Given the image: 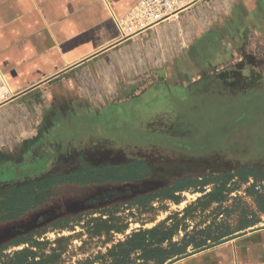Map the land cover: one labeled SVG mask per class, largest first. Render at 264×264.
<instances>
[{
	"label": "crops",
	"instance_id": "crops-1",
	"mask_svg": "<svg viewBox=\"0 0 264 264\" xmlns=\"http://www.w3.org/2000/svg\"><path fill=\"white\" fill-rule=\"evenodd\" d=\"M138 2L0 0V79L16 93L0 107L1 165L15 152L66 146L53 141L64 139L58 134L64 129L80 130V138L70 139L67 148L88 146V126L96 118L100 121L101 109L146 78L176 75L178 83L187 84L213 77L210 80L220 81L225 90L242 93L260 87L264 0L199 1L123 38L117 19ZM254 30L257 38L250 41ZM223 53L226 60H218ZM237 78L241 88L234 85ZM91 112H97L95 119ZM245 230L217 244L188 249L170 259L171 264H264V227Z\"/></svg>",
	"mask_w": 264,
	"mask_h": 264
},
{
	"label": "rangeland",
	"instance_id": "rangeland-1",
	"mask_svg": "<svg viewBox=\"0 0 264 264\" xmlns=\"http://www.w3.org/2000/svg\"><path fill=\"white\" fill-rule=\"evenodd\" d=\"M248 32L247 30L246 36ZM255 32L254 30L251 34L250 41H255L257 38ZM170 55L172 56L171 52ZM220 57L218 60L225 59L224 53ZM164 78L166 77L146 78L144 82L139 81L128 88L127 92L118 94L116 100L101 109L98 123V118L95 119L93 116L97 112H91L90 118L95 120L91 121L92 124L88 126L90 129L86 132L90 146L67 148L70 139L76 141L80 138V130L78 127L64 129L58 133L64 139L57 137L53 141L66 146L30 148L25 155L15 152L10 155V159L5 160L7 161L5 164H0V170H3L1 168L5 165L8 166L7 168H12L23 163L33 164L43 152L51 157L41 171V175L65 173L82 167L84 162L103 165L140 160L149 166V176L127 182L107 181L86 184L68 182L57 185L48 191L46 201L38 207L25 212L16 220L0 222V246L30 234L29 237L32 239L49 241L51 243L47 247L49 249L51 245L56 246L57 238L67 236L68 247L63 255V263L89 264L93 257L105 253L113 243L124 239L134 229L152 227L174 213L183 216L185 207L204 194L196 191L199 185L194 184L191 188L178 192L179 201L155 200L142 212L137 207L131 208L132 200L139 194L147 192L146 189L172 185L184 178H180L184 175L188 176L186 178L215 176L218 172L234 169L238 165L244 166L246 163L242 162L243 159L248 161L250 166L264 170V76L259 88L245 93L231 87L225 90L220 81L210 80L213 77L187 84L178 83L176 75L170 79ZM240 84L241 80L237 78L234 85L240 87ZM157 121L159 124L154 123ZM160 125L168 126L169 130L163 131H169L168 134L174 136H178L177 130L180 127L196 129L191 139L182 138L186 143L184 147L187 148V154L195 157L189 168L182 167L183 158L177 156L180 150L176 149V153L172 154L171 149L160 150L146 145V133L151 132L146 130V127ZM162 138L166 139L164 136ZM204 151L210 152L204 154L202 153ZM225 153L232 154L233 157L224 158ZM10 175H14L11 177V182H2L6 176L4 171H0V194L14 182H25L24 176L19 173L12 172ZM196 181L199 184L201 180ZM253 182V178L244 184H241L239 177L231 180L227 184L230 189L227 200L222 205L213 203L206 210L200 207L191 210L190 217L185 221L188 229L180 230L175 240H180L186 232L193 235L206 228L214 231L229 226L228 229L235 230L239 225L242 208L245 207L248 213L256 211L253 199L246 193V188ZM217 185L218 183H209L205 191L209 192ZM219 206L220 209L227 206L231 209L221 214ZM116 208L119 211L117 215L122 216L123 221L129 224L125 232L113 233L112 236L105 234L91 236L87 232L86 224L89 219L101 216L104 209ZM73 217L75 219L68 223L73 229L59 228L62 225L60 218ZM172 222L173 220H169V223ZM260 223H264V216L257 225ZM219 240H209L208 244ZM27 245L9 244L5 252H13ZM188 249L194 248L190 245Z\"/></svg>",
	"mask_w": 264,
	"mask_h": 264
},
{
	"label": "trees",
	"instance_id": "trees-1",
	"mask_svg": "<svg viewBox=\"0 0 264 264\" xmlns=\"http://www.w3.org/2000/svg\"><path fill=\"white\" fill-rule=\"evenodd\" d=\"M233 170V171H232ZM150 168L140 160L131 161L122 164H103L93 165L88 162L82 163V167L65 173H47L44 175L23 177L25 182L12 183L2 194H0V222L18 218L25 212L34 209L44 203L48 196V191L57 185L68 182L77 184H86L93 182H127L135 181L148 177ZM240 178L241 184L249 182L253 178L254 182L246 188V193L250 196L255 205L256 211H251V216L242 208L239 225L235 230L222 228L211 230L206 228L195 232L193 235L187 232L180 240H175L180 230H187L188 225L185 222L190 217V211L200 207L206 210L213 203L222 205L228 197L230 189L227 184L234 178ZM208 178V179H207ZM203 181L195 182L191 178H182L172 185L163 187L148 188L147 192L139 194L132 200L131 208L137 207L142 212L149 207L155 200L172 199L179 201L178 192L187 190L192 185H199L198 190L204 194L197 200L185 207L183 216L174 213L166 217L152 227H140L127 234L124 239H120L107 249L105 253L97 254L89 264H165L175 256H179L188 251L190 245L194 249L208 244L209 240H219L225 236L231 235L254 226L262 221L264 216V170L258 167L248 165H238L234 169L227 170L226 173L218 172L215 176L207 177ZM210 178V179H209ZM221 181V183L219 181ZM190 181V182H189ZM209 183H218L213 190L206 192L205 187ZM150 189V191H148ZM220 213L229 212L231 208L220 209ZM118 208L115 210L104 209L101 216L91 218L86 224L87 232L91 236L107 235L113 233H123L128 228V222L123 221V217L117 215ZM73 218H60L62 225L59 228H71L68 223ZM169 220H173L169 223ZM27 236H21L11 243L0 246V264H64L63 255L67 250L69 237L61 236L55 240L56 246H50L49 241L32 239ZM110 238H108V241ZM9 244L18 246L28 244L19 250L5 252ZM89 261V259H87Z\"/></svg>",
	"mask_w": 264,
	"mask_h": 264
},
{
	"label": "built area",
	"instance_id": "built-area-1",
	"mask_svg": "<svg viewBox=\"0 0 264 264\" xmlns=\"http://www.w3.org/2000/svg\"><path fill=\"white\" fill-rule=\"evenodd\" d=\"M204 0H139L124 16L118 18L121 36L128 38L168 20ZM16 96L6 79H0V107Z\"/></svg>",
	"mask_w": 264,
	"mask_h": 264
},
{
	"label": "flooded vegetation",
	"instance_id": "flooded-vegetation-1",
	"mask_svg": "<svg viewBox=\"0 0 264 264\" xmlns=\"http://www.w3.org/2000/svg\"><path fill=\"white\" fill-rule=\"evenodd\" d=\"M169 130V128H167ZM174 130V129H173ZM179 130V131H178ZM177 130V135L178 136H174L172 134H168L169 131H159V130H151V132H147V144L148 146L152 147V148H157V149H164L169 151L168 149H171L172 154L176 153V149L180 150V154H177L178 157L183 158L184 164L182 165V167L184 166V169L189 168V166L191 165V163L193 164V162L195 160H193V158H195L192 155L187 154V148L184 147V145H186V143L182 140V138H192L196 132V129L194 128H182L180 127ZM165 137L166 139H163L162 137ZM179 138V140H178ZM162 139V141H161ZM145 144V143H144ZM46 151L49 153V150L46 149ZM179 152V151H178ZM51 157V155H47V154H43V152L41 153V157L38 160H34L33 164H27V163H23V164H18L17 166H12V168H7L8 166H3L0 171H4V174L6 176V178H3L2 182H11V177L14 175H10L13 173H19L22 176L28 177V176H36V175H40L41 171H43L44 167H46V164L49 162V158ZM222 157V156H221ZM226 157V156H225ZM224 157V158H225ZM228 158V156H227ZM11 169V170H9ZM233 171V170H232ZM227 171H225L224 173H226ZM223 173V172H221ZM207 175H204V177ZM181 177H188L186 175L184 176H180ZM191 179H200L201 181L203 179H205L204 177L201 178L199 177H195V176H189ZM210 177V176H209ZM199 187V186H198Z\"/></svg>",
	"mask_w": 264,
	"mask_h": 264
},
{
	"label": "water",
	"instance_id": "water-1",
	"mask_svg": "<svg viewBox=\"0 0 264 264\" xmlns=\"http://www.w3.org/2000/svg\"><path fill=\"white\" fill-rule=\"evenodd\" d=\"M261 227H264V224H263L262 226H253V227L249 228V230H250V231H253V230H256V229L261 228ZM245 232H247V230L241 231L240 233H245ZM219 242H220V241H219ZM219 242H216V244L219 243ZM206 247H208V246H206ZM204 248H205V247H204ZM176 259H177V258H176ZM172 261H173V260H169V261H167L165 264H171Z\"/></svg>",
	"mask_w": 264,
	"mask_h": 264
}]
</instances>
